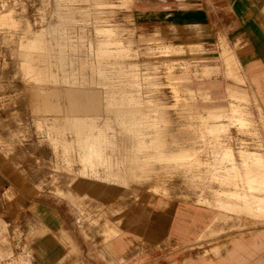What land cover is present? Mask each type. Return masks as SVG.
<instances>
[{
	"label": "rangeland",
	"instance_id": "rangeland-1",
	"mask_svg": "<svg viewBox=\"0 0 264 264\" xmlns=\"http://www.w3.org/2000/svg\"><path fill=\"white\" fill-rule=\"evenodd\" d=\"M184 8L185 0H0V18L8 14L0 23V245L9 235L26 255L19 246L36 229L32 204L43 203L45 215H59L60 232L45 226L44 234L57 237L61 264H142L150 252L180 248L197 258L207 242L237 234L185 241L200 234L193 228L198 212H212L194 203L209 192L201 185L208 182L220 191L214 196L222 212L264 219L260 100L247 81L249 97L230 88L243 80L228 51L224 71L220 49L228 40L218 26L215 43L207 31V41L198 43L204 31L167 25ZM39 35L38 51L30 49ZM171 45L182 50L165 48ZM99 49L111 56L101 59ZM54 90L99 97V111L88 117L113 170L84 164L83 152L60 139L63 119L77 116L37 109ZM70 99L86 103L82 94ZM160 199L165 207L150 206ZM138 205L139 221L126 225ZM186 205L193 218L178 214ZM107 222L120 230L111 244L125 245L119 260L102 251ZM140 222H156L154 242L147 225L137 236Z\"/></svg>",
	"mask_w": 264,
	"mask_h": 264
},
{
	"label": "crops",
	"instance_id": "crops-1",
	"mask_svg": "<svg viewBox=\"0 0 264 264\" xmlns=\"http://www.w3.org/2000/svg\"><path fill=\"white\" fill-rule=\"evenodd\" d=\"M185 3L186 8L176 9L173 17L174 21L169 22L167 25L176 26L179 21L184 23L183 26L186 28L190 26V28L194 27L204 31V33L207 31L209 35H213L214 43L216 34L214 28L218 26V29L227 36L228 43L231 46L229 47L227 41H223L220 49V56L225 67L224 71L227 70L223 53L228 51L236 72L243 80L242 84L234 80L236 83L230 88L245 92L249 97L248 91L242 87L247 81L256 101L257 99L260 100L259 103L264 114V0H185ZM207 3L210 6H207ZM207 33L197 42L207 41ZM165 48L182 50L179 45L165 46ZM192 183V186L196 187V184ZM201 185L203 190L209 189V192L206 195L196 197L194 203L203 205L211 209L212 212L209 214L198 212L199 220L194 223L193 228L195 227L194 230H201L200 234L195 238L191 234H187L186 237L184 235L185 241L201 240L233 230H236L237 234L226 235L223 238L206 243L207 247L203 249L204 253H212L215 258L206 256L203 252H199L198 257L194 258L185 249L180 248V250L170 251L164 256L150 252V254L144 256L142 264H264V228L255 229L257 228L255 225L264 223V219L240 218L237 215L222 212L219 204L215 202L216 198L214 196L215 192L220 191L218 189L216 191L215 185H212L211 182L201 183ZM203 190H197L196 193L203 194ZM205 200H209V203H206ZM165 205L166 202L161 199L150 202V206L160 209ZM140 208L127 214L125 218V222L128 220L126 225L129 222L132 224L135 219L139 221L140 214L143 212ZM32 211L37 217L33 219L36 222V229H31L25 243L19 246L26 255L22 252H16L18 245L12 242L11 236L8 235V243L5 246L0 245V264H61L60 246L57 237L53 234L52 236L44 234L45 226L54 229V232H60L59 215L56 214L55 216L54 212L52 216L45 215L43 203H33ZM137 212L138 217L136 216ZM178 214L182 219H187L188 216L193 218V213L190 214L187 205L182 207ZM34 221L33 223H35ZM107 224L108 229L103 233L106 234L105 238L108 241L105 242L102 251L113 260L117 258V250L120 249V253H122L125 245L122 243V239H118L117 242L111 244L109 237L115 236L120 230L110 225L109 222ZM155 224L156 222L154 225L144 223V228L141 229L143 225L140 222L138 230L136 229L137 236H140L141 230L142 234L144 233L147 225V238L150 243L151 241L154 242L158 237V229ZM121 256H118L117 259L119 260Z\"/></svg>",
	"mask_w": 264,
	"mask_h": 264
},
{
	"label": "bare ground",
	"instance_id": "bare-ground-1",
	"mask_svg": "<svg viewBox=\"0 0 264 264\" xmlns=\"http://www.w3.org/2000/svg\"><path fill=\"white\" fill-rule=\"evenodd\" d=\"M6 14H5V17L4 16L1 17L2 19L0 18V21H1L0 23H4V19L7 18L6 16L8 15V14L7 15ZM5 20L7 21L8 18L5 19ZM40 35H42V33ZM35 39L36 40H34V42L31 43V45L29 46L30 49L33 48V49L37 50L38 45L42 41L41 36L37 37ZM106 45H107V43H106ZM99 46L103 47V45H99ZM33 53L35 54V52H33ZM98 55H99V57L101 59L102 58H107L108 55L111 56L110 53H108L106 51H102L100 49H99ZM109 58L110 57H108V59ZM84 64H85V62H84ZM84 66L85 65H83L82 67H84ZM86 66H87V64H86ZM82 67H80V68H82ZM30 70H31V67H30ZM85 70H86V68L83 69V71H85ZM80 71H82V70H80ZM36 72L38 73L37 69H36ZM49 77H51L52 81L57 80V78H55L54 75H51ZM44 78H45V76H44ZM48 79L50 81V78H48ZM36 80H37V78H36ZM43 82H45V81L43 80ZM41 83H42V81H41ZM50 83H51V81H50ZM46 93L41 97V99L38 100L37 109L40 112H42V113H51V114L52 113H56V114L66 113V115H68V116H77V117H74L72 119L71 118L63 119V121H62L63 122L62 123L63 124L62 130L60 132H59V130H57L58 133L60 134L59 135L60 139H62V141L66 145L67 144H73L76 149H78L79 151L83 152V154L85 155L84 164L86 163V165H91L92 167H94L95 165L97 166V165L106 164V165H108V168L110 170H113V165L116 164V163L114 161H112V158H110L107 154L104 153V151H103L104 149L100 150L98 147H96L99 144L98 141H99L100 137H99V135H98V133L96 131V128H95L94 124L91 122L92 118L90 119L91 120L90 121L89 117H88V114H92V113H95V112L99 111L98 110L99 109V105H100L99 97L97 95H88V94H85V93L74 92V91H65V92L62 93L60 91L54 90V91H51L50 93H48V92H46ZM79 94H82V95H84L86 97V103L84 105L75 104L70 99V96H77ZM39 95H41V94H39ZM34 98H36V97H34ZM53 98H58V103H55L53 101ZM36 100H37V98L35 99V101ZM128 100H130V99H128ZM122 103L120 102V105ZM116 105H117V103H116ZM121 106H123V105H121ZM107 107H109V106H107ZM54 122L57 123V120H55ZM60 123H61V121H60ZM96 125H98V127H100L98 123ZM65 131H68L69 134H66ZM112 134H110V135H112ZM67 135H68V137H67ZM106 143H108V142H106ZM102 144H104V143H102ZM99 147H101V146H99Z\"/></svg>",
	"mask_w": 264,
	"mask_h": 264
}]
</instances>
